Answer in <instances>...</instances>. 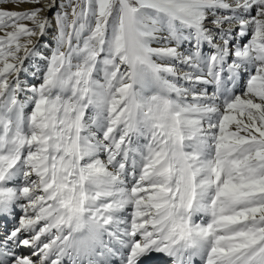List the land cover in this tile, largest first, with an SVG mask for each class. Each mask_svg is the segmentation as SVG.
<instances>
[{
  "label": "snow or ice",
  "instance_id": "snow-or-ice-1",
  "mask_svg": "<svg viewBox=\"0 0 264 264\" xmlns=\"http://www.w3.org/2000/svg\"><path fill=\"white\" fill-rule=\"evenodd\" d=\"M197 260L264 264V0H0V264Z\"/></svg>",
  "mask_w": 264,
  "mask_h": 264
},
{
  "label": "rangeland",
  "instance_id": "rangeland-1",
  "mask_svg": "<svg viewBox=\"0 0 264 264\" xmlns=\"http://www.w3.org/2000/svg\"><path fill=\"white\" fill-rule=\"evenodd\" d=\"M45 39H51V38L45 37ZM41 68L43 69V64L41 65ZM27 79H28L30 82H32V83H36V84H38V83L40 82L39 79H33V78H32V76H31V72H29Z\"/></svg>",
  "mask_w": 264,
  "mask_h": 264
},
{
  "label": "bare ground",
  "instance_id": "bare-ground-1",
  "mask_svg": "<svg viewBox=\"0 0 264 264\" xmlns=\"http://www.w3.org/2000/svg\"><path fill=\"white\" fill-rule=\"evenodd\" d=\"M48 38H51L50 36ZM42 65V64H41ZM30 111V109H26V112ZM199 262V261H198Z\"/></svg>",
  "mask_w": 264,
  "mask_h": 264
}]
</instances>
